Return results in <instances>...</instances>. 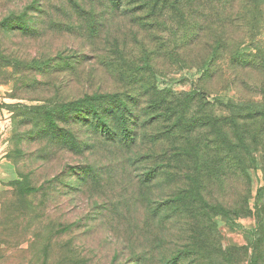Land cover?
Returning <instances> with one entry per match:
<instances>
[{
	"label": "trees",
	"instance_id": "1",
	"mask_svg": "<svg viewBox=\"0 0 264 264\" xmlns=\"http://www.w3.org/2000/svg\"><path fill=\"white\" fill-rule=\"evenodd\" d=\"M13 3L6 0L0 9L1 49L2 41L37 40L49 31L75 44L67 50L72 55L58 51L49 59L15 58L14 63L29 62L23 69L43 65L71 75L82 64L113 62L107 71L119 81L116 90L44 102L71 117V157L80 163L66 167L71 175L78 171L76 190L88 185L90 196L103 197L114 211L131 201L135 218L142 219L143 227L153 225L158 235L168 231L163 224H187L186 244L174 245L163 264H264L260 190L250 206L252 174L259 160L264 165V63L254 55L251 62L236 66L211 62L213 53L222 57L224 48L223 59L228 53L232 58L226 48L231 43L225 37L229 25L257 12L264 0H30L20 7ZM117 23L126 32L122 40L110 41L107 34ZM104 43L109 48L102 55ZM8 57L6 53L0 60ZM157 62L202 71L203 81L180 95L158 91L152 80ZM227 92L232 95L223 97ZM82 133L85 140L80 143L77 134ZM99 157L106 159L105 165ZM62 176L54 178L58 182ZM29 185L23 178L12 194L34 190ZM119 189L124 197L118 196ZM251 217L254 226L249 231L236 224ZM215 218L230 224L243 243L223 248ZM133 223L136 227L139 220ZM145 258L144 250L137 251L129 264H144Z\"/></svg>",
	"mask_w": 264,
	"mask_h": 264
},
{
	"label": "rangeland",
	"instance_id": "2",
	"mask_svg": "<svg viewBox=\"0 0 264 264\" xmlns=\"http://www.w3.org/2000/svg\"><path fill=\"white\" fill-rule=\"evenodd\" d=\"M4 1L0 0V9L4 8ZM13 1L14 7H20L30 0ZM211 21L216 41L219 39L217 17ZM109 32L108 39L117 40L126 28L117 23ZM225 37L231 41L226 48L232 58L228 53L223 59L224 48L220 53L222 57L214 52L211 62L236 66L238 62H251L250 56L254 55L257 61L264 63V5L257 12L250 11L242 22L236 20L229 25ZM1 45L0 58L6 53L10 57L0 60V264H129L131 256L140 250L147 254L144 264H163L162 259L169 256L174 245L186 244L187 224H163L168 231L158 235L153 225L143 227L142 219L135 218L131 201L125 206L118 205L114 213L103 197L90 196L93 192L86 191L88 185L84 186L85 193L77 191L78 171L71 175L66 167L80 163L79 159L71 157L74 154L69 143L73 134L71 117L66 111L54 112L44 103L49 99L68 100L93 91L116 90L119 81L107 71V64L113 62L82 64L71 75L65 70H45L43 65L40 69H23L29 62H13L19 57L49 59L58 51L64 56L72 55L67 50L75 44L55 31L37 40L11 38ZM107 48L104 43L102 55L108 53ZM214 48L215 43L212 50ZM155 64L157 74H153L155 79L152 80L158 91L180 95L198 88L199 81H203L202 71L166 67L164 62ZM210 88L215 90L216 85ZM231 95L227 92L222 96ZM77 135L80 143L82 138L85 140L83 133ZM80 150L79 153L82 146ZM99 158L105 165L106 159ZM259 162L252 174L251 208L258 190L257 201L264 204V165L262 160ZM59 172L63 176L57 182L54 177ZM23 178L34 190L12 194L14 184ZM117 191L119 197L126 195L121 189ZM133 221L138 223L136 227ZM214 221L223 248L231 243H243L230 224L219 218ZM236 224L249 231L254 219H239ZM195 225L201 228V224ZM204 225L209 227V224Z\"/></svg>",
	"mask_w": 264,
	"mask_h": 264
}]
</instances>
